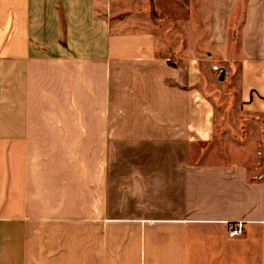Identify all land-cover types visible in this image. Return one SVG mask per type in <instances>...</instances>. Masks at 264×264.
Returning <instances> with one entry per match:
<instances>
[{
  "label": "crops",
  "instance_id": "0c3cea01",
  "mask_svg": "<svg viewBox=\"0 0 264 264\" xmlns=\"http://www.w3.org/2000/svg\"><path fill=\"white\" fill-rule=\"evenodd\" d=\"M225 61L263 115L264 0H0V264H264V142L216 140L203 86Z\"/></svg>",
  "mask_w": 264,
  "mask_h": 264
},
{
  "label": "rangeland",
  "instance_id": "374dc122",
  "mask_svg": "<svg viewBox=\"0 0 264 264\" xmlns=\"http://www.w3.org/2000/svg\"><path fill=\"white\" fill-rule=\"evenodd\" d=\"M148 2L149 0H146L147 5ZM147 9L151 19L158 22L161 18L160 15L157 13L155 17L150 5ZM65 26L66 23L63 17L61 36L49 39V47H52L53 42L56 44L59 42L63 47L68 46L67 35L64 33ZM45 51L50 52L51 49H45ZM223 64L227 68L226 75L223 78H221V70L215 69L206 71L203 76L205 93L213 99L217 111L216 140H228L229 138L234 141H245L247 136H250V138L256 137L252 134L249 135V129L258 127L259 139L264 142V114H257L253 117L246 114L245 105L240 101L241 71L239 68L229 65L227 61ZM260 80L258 90L264 97V75ZM253 91L255 90H252V93ZM110 156H116V150L111 149Z\"/></svg>",
  "mask_w": 264,
  "mask_h": 264
},
{
  "label": "built area",
  "instance_id": "2783aa9c",
  "mask_svg": "<svg viewBox=\"0 0 264 264\" xmlns=\"http://www.w3.org/2000/svg\"><path fill=\"white\" fill-rule=\"evenodd\" d=\"M246 221H228L227 222V232L230 238L241 237L245 233Z\"/></svg>",
  "mask_w": 264,
  "mask_h": 264
},
{
  "label": "trees",
  "instance_id": "16d2710c",
  "mask_svg": "<svg viewBox=\"0 0 264 264\" xmlns=\"http://www.w3.org/2000/svg\"><path fill=\"white\" fill-rule=\"evenodd\" d=\"M151 9H152L153 14H154L155 17H156L157 11H156V8H155L154 3H151Z\"/></svg>",
  "mask_w": 264,
  "mask_h": 264
},
{
  "label": "water",
  "instance_id": "95a60500",
  "mask_svg": "<svg viewBox=\"0 0 264 264\" xmlns=\"http://www.w3.org/2000/svg\"><path fill=\"white\" fill-rule=\"evenodd\" d=\"M226 75V71L222 68L221 69V78H223Z\"/></svg>",
  "mask_w": 264,
  "mask_h": 264
}]
</instances>
